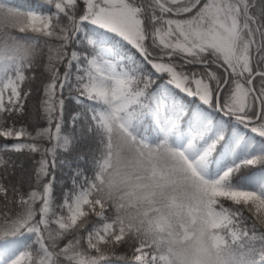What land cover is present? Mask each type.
I'll return each mask as SVG.
<instances>
[{"label":"snow or ice","instance_id":"obj_1","mask_svg":"<svg viewBox=\"0 0 264 264\" xmlns=\"http://www.w3.org/2000/svg\"><path fill=\"white\" fill-rule=\"evenodd\" d=\"M0 140V264H264V0H0Z\"/></svg>","mask_w":264,"mask_h":264},{"label":"trees","instance_id":"obj_2","mask_svg":"<svg viewBox=\"0 0 264 264\" xmlns=\"http://www.w3.org/2000/svg\"><path fill=\"white\" fill-rule=\"evenodd\" d=\"M36 0H33V4H35ZM12 3L14 4H20L24 5L27 3V0H12ZM40 81L39 79L31 84V87L33 89V94L28 100V113L25 117V122L29 126V130H32L33 128H36L38 126H43V120L39 117L37 112V106L39 102V96L40 93L37 90L39 88ZM69 108L72 107L71 104L68 105ZM3 141L0 140V144H2ZM79 150H86L83 146ZM75 155V153H73ZM5 158H11L13 162L17 163V165L23 166V172L18 173V176H23L25 180H27L28 177V171L31 168V162L27 155L19 154V153H5ZM71 158V157H69ZM71 177V172L65 168L62 170L61 173H58L57 175V187H56V196L59 198L62 195V189H67L69 187V178Z\"/></svg>","mask_w":264,"mask_h":264}]
</instances>
